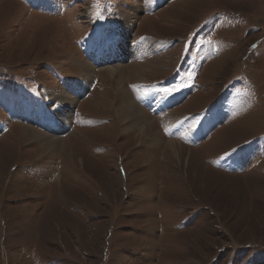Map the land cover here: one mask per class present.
Returning <instances> with one entry per match:
<instances>
[{"label": "rangeland", "instance_id": "374dc122", "mask_svg": "<svg viewBox=\"0 0 264 264\" xmlns=\"http://www.w3.org/2000/svg\"><path fill=\"white\" fill-rule=\"evenodd\" d=\"M41 2L0 0V264H264V0ZM99 17L119 29L111 65L79 45ZM119 75L143 140L121 132ZM181 77V100L141 104ZM27 94L51 131L20 118Z\"/></svg>", "mask_w": 264, "mask_h": 264}, {"label": "bare ground", "instance_id": "6f19581e", "mask_svg": "<svg viewBox=\"0 0 264 264\" xmlns=\"http://www.w3.org/2000/svg\"><path fill=\"white\" fill-rule=\"evenodd\" d=\"M118 42L119 41L116 42V46L114 44V45L108 47V48L112 47L113 52L111 54H113V56H116L117 54L120 53V48L118 47ZM132 52H133V55L130 58L133 59L134 54H137V53H134V51H132ZM111 54H108V55L111 57ZM102 55L104 56L107 54H105V52H102ZM128 61H129V58H128L127 62ZM81 66L83 67V69L85 71L91 72V70H92V68L90 66H85L83 63ZM114 72H115V69H112V67L106 71L107 75H109V76H112L114 74ZM134 75H135L134 76L135 78L140 79V80H138V82H149V81L142 80L141 76H139L138 74H134ZM119 76H121V77L119 80L120 85H119V88L117 90L118 95H117V105H116L117 107L115 108V114L118 117L117 121H119V124L126 122V124H125V126H123V129L121 130V132H123L124 134L131 132V134H132V130H138V133L136 134V136L139 139L143 140V139L147 138V136L149 135V132H150V129L152 128V125L147 121L146 116L143 114V110L136 107L133 104L132 99L129 97V95L122 89V84L126 80V78L124 77V75H119ZM192 89L193 88H190L189 91H191ZM189 91L187 93H189ZM63 96H65V95H63V94L60 95V93H58L54 97L58 100L68 98L70 100V103H75L74 100L76 98H74V97L69 98L68 96H65V98H62ZM21 119H24L23 121L25 123L29 122L31 120V118H29V119L28 118H21ZM29 123H26V124L30 125ZM33 124H35V123H33ZM64 127H67L66 122H65ZM38 128L41 129L42 131H48V132L52 130V127H46V126L45 127H38ZM22 130H23V132H22L23 137L26 138L27 140L31 141V142L35 143L36 141L37 142L43 141L44 144L46 145V148H48V149L51 146L56 147L58 145V141H54L55 139L46 137L40 133L37 134V132H34L30 128L22 127ZM151 140L152 139H150V141ZM155 143L156 142L153 141V144H155ZM158 144L159 143H157V145ZM175 150L176 149H175V146L173 143H169V145H167V147L165 148V151L169 152L174 159L178 158V157H176L177 153L175 152Z\"/></svg>", "mask_w": 264, "mask_h": 264}, {"label": "crops", "instance_id": "0c3cea01", "mask_svg": "<svg viewBox=\"0 0 264 264\" xmlns=\"http://www.w3.org/2000/svg\"><path fill=\"white\" fill-rule=\"evenodd\" d=\"M142 151H143V150H142ZM148 151H149V152H150V151H153V149H150V148H149ZM141 153H142V152H141ZM136 154H140V152H136Z\"/></svg>", "mask_w": 264, "mask_h": 264}]
</instances>
